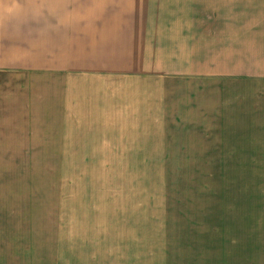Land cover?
<instances>
[{
    "label": "crops",
    "instance_id": "obj_1",
    "mask_svg": "<svg viewBox=\"0 0 264 264\" xmlns=\"http://www.w3.org/2000/svg\"><path fill=\"white\" fill-rule=\"evenodd\" d=\"M171 90L188 173L264 174V0H0V158H117L123 102ZM66 191L0 264H264V186Z\"/></svg>",
    "mask_w": 264,
    "mask_h": 264
},
{
    "label": "rangeland",
    "instance_id": "obj_2",
    "mask_svg": "<svg viewBox=\"0 0 264 264\" xmlns=\"http://www.w3.org/2000/svg\"><path fill=\"white\" fill-rule=\"evenodd\" d=\"M170 93L123 102L117 158H0V227L3 220L15 230L13 244L25 238L24 251L34 239L43 250L55 244L50 226L65 223L67 186H264V174L188 173L208 172L209 160L177 157V118L171 111L176 100Z\"/></svg>",
    "mask_w": 264,
    "mask_h": 264
}]
</instances>
